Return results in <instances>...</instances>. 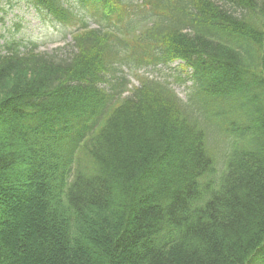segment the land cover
Instances as JSON below:
<instances>
[{"label":"trees","instance_id":"1","mask_svg":"<svg viewBox=\"0 0 264 264\" xmlns=\"http://www.w3.org/2000/svg\"><path fill=\"white\" fill-rule=\"evenodd\" d=\"M23 1L72 43L0 47V264H264V0Z\"/></svg>","mask_w":264,"mask_h":264},{"label":"rangeland","instance_id":"2","mask_svg":"<svg viewBox=\"0 0 264 264\" xmlns=\"http://www.w3.org/2000/svg\"><path fill=\"white\" fill-rule=\"evenodd\" d=\"M65 5L71 6L76 12L79 13L78 7H76L74 0H62ZM133 3L139 2L140 0H130ZM2 3L0 4V47H2L5 41L14 40L22 43L29 48V44H35L37 52L46 54H58L57 49H64L62 52H69L70 48H66L70 45L72 29L61 27L58 23H55L50 17L45 16L42 13L37 12L31 8L23 0L11 1V4ZM89 26L95 28V24L90 21ZM67 45V46H66ZM20 51H23L20 48ZM179 62L173 63L169 68L157 67V71L152 68L143 71L140 69L137 71L136 76L139 78L143 74L150 78H157L163 80L167 75H170L168 80L171 82V75L174 73L172 68L178 67ZM122 76L126 78V90L129 91L133 87L138 85L137 78L134 77L135 72H131L128 69L122 68ZM180 71V70H179ZM184 74V73H183ZM185 75H181V78ZM190 85L189 82L185 84H172L171 87L174 89L176 94L181 100L186 99V87ZM128 95V92L125 93Z\"/></svg>","mask_w":264,"mask_h":264}]
</instances>
